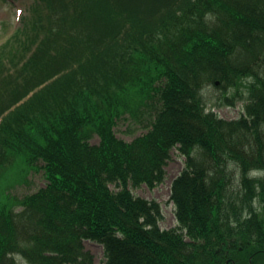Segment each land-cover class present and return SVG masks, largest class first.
I'll return each mask as SVG.
<instances>
[{
	"label": "trees",
	"instance_id": "obj_1",
	"mask_svg": "<svg viewBox=\"0 0 264 264\" xmlns=\"http://www.w3.org/2000/svg\"><path fill=\"white\" fill-rule=\"evenodd\" d=\"M31 15L0 48V264H92L86 240L104 264H264V0H34ZM127 116L148 130L130 143ZM175 148L166 230L130 187L164 183ZM38 171L45 187L9 193Z\"/></svg>",
	"mask_w": 264,
	"mask_h": 264
},
{
	"label": "rangeland",
	"instance_id": "obj_2",
	"mask_svg": "<svg viewBox=\"0 0 264 264\" xmlns=\"http://www.w3.org/2000/svg\"><path fill=\"white\" fill-rule=\"evenodd\" d=\"M33 0H0V45L5 44L17 30L18 16L14 15L17 8H29L30 3ZM13 5V6H12ZM22 6V7H21ZM30 14L28 10L26 16ZM215 88L211 87L206 90V98H209L210 93H215ZM242 103H238L235 107H224L218 108L213 105V103L208 104L209 109L216 111L220 117L233 120L240 117L242 112ZM115 132L118 138L126 141L132 142L136 137H139L147 132L145 128L139 125H130L127 121H119ZM100 139L97 135H94L90 139V143L93 145H98ZM185 158L181 157L180 154L174 150L172 152L171 159L166 167L167 177L165 182L155 189H150L146 185L139 188H131L133 193L137 197H142L148 200H155L162 205L164 219L161 221V227L163 229L172 228L176 225L174 219L175 206L170 201L171 196V185L174 179L182 172L185 166ZM9 174H12L10 172ZM12 181V179L10 180ZM238 184V183H237ZM46 179L42 172H32L28 174L27 177L22 181H15L11 184L9 188V193L16 197H23L26 194L34 193L40 188L45 187ZM114 189L113 186H111ZM84 247L87 252L92 256V264H103L104 262V248L102 245L86 241L84 242ZM20 264H28L22 261L20 257H17Z\"/></svg>",
	"mask_w": 264,
	"mask_h": 264
}]
</instances>
